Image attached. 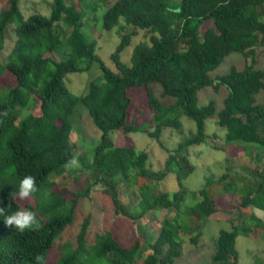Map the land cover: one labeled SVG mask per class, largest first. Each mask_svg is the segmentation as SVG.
Returning a JSON list of instances; mask_svg holds the SVG:
<instances>
[{
	"label": "trees",
	"instance_id": "16d2710c",
	"mask_svg": "<svg viewBox=\"0 0 264 264\" xmlns=\"http://www.w3.org/2000/svg\"><path fill=\"white\" fill-rule=\"evenodd\" d=\"M6 1L7 6L0 9V59L9 25H14L16 38L7 60H0V78L7 74L12 79V83L0 85V207L5 215H11L24 203L42 221L38 227L21 232L7 226L0 215V264H45L56 237L75 219L81 199L89 197L97 186L110 196L114 213L134 224L157 208L174 211L162 219L143 257L144 264H174L182 254L183 231L198 230V220L237 206L218 190L220 183L226 191L231 189L225 172L218 179L205 181L193 206L181 208L185 193L182 181L194 166L180 151L205 140V121L216 111L213 100L199 105L198 91L205 86L214 90L226 87L217 123L225 129L227 146L233 142L264 146V101L256 103L255 99L264 89V69L254 67L257 50L264 49V0H52L49 15L34 12L26 18L20 0ZM99 4L104 8V31L132 26L148 34L149 41L136 43L130 61L125 62L121 52L136 32L120 33L111 53L115 71L97 56L96 40L88 39L83 31L87 9L95 11ZM233 51L243 54L245 68L232 66L227 73L212 78L209 72ZM95 62L100 74L89 80L83 94L72 93L65 84L67 73L86 71ZM154 84L160 86V98L166 102L156 96ZM78 104L86 107L102 134L93 149L88 183L75 192L58 187L54 177L75 156L71 116ZM30 105L28 114L22 115ZM181 114L194 120L196 131L171 151L160 136L166 127L181 128ZM113 131L117 136L112 138ZM137 131L155 139L168 152L160 170L148 167L147 152L137 149L125 135ZM173 163L181 189L152 194L143 183L136 206L128 209L121 202L118 186L134 174L133 169H137L138 178L159 181L174 169ZM26 175L35 177L38 191L20 199L19 183ZM247 204L263 207V184L252 198L240 201V206ZM89 223L86 215L76 244H62L55 264H92L93 256L103 264H137L144 249L141 235L133 244L124 245L105 231L89 243ZM237 231L236 227L221 231L231 251ZM197 237L191 236L190 241L196 244Z\"/></svg>",
	"mask_w": 264,
	"mask_h": 264
},
{
	"label": "rangeland",
	"instance_id": "374dc122",
	"mask_svg": "<svg viewBox=\"0 0 264 264\" xmlns=\"http://www.w3.org/2000/svg\"><path fill=\"white\" fill-rule=\"evenodd\" d=\"M96 2V0H87V3ZM52 0H20V10L26 18L28 15L34 12H39L44 15H49L51 11ZM7 6L6 0H0V9ZM104 11L101 4L96 6V10L92 11L87 9V14L84 19L83 31L88 39L96 40V54L103 61V63L115 71L116 67L111 59V53L114 51L116 45L120 40V33L126 31H135L136 34L131 37L130 43L121 52L120 58L125 62L130 61L133 47L138 42H148V34L143 29H135L132 26H126L125 28L114 27L109 31H104L101 27V15ZM124 26V25H123ZM14 25H9L6 32V39L4 48L1 52V62L4 63L7 60L14 40L16 38L13 31ZM61 32H64L63 28H60ZM235 66L238 70L243 69L245 66V58L241 53L233 51L226 55L221 63L209 72L212 78L227 73L232 66ZM258 69H261L257 67ZM100 74L98 64L95 62L90 69L86 71H78L67 73L65 76V84L68 89L75 95H81L87 90L89 80L93 79ZM12 79L9 75L4 74L0 78V85L10 84ZM155 94L160 98V86L154 84ZM133 89H129L131 92ZM227 89L221 86L218 90H214L212 86H205L198 91L199 105L207 104L213 100L216 106V111L213 115L208 117L205 121V132L208 135L205 140L199 144L190 145L180 151V154L186 156L193 164V170L182 181L184 193V201L181 204L182 210L193 206L199 198L198 190L203 186L207 179H218L226 169H229L231 160L228 159L227 145L224 142L225 129L217 123V112L223 106V99L227 94ZM162 102H166V98H160ZM260 102V97L256 96V103ZM32 105V104H31ZM29 106L22 110V115H27L32 106ZM73 122V130L70 135L71 144L75 157L78 161V166H69V164L62 170V172L56 175L55 181L60 188L70 189L72 191H79L84 189L88 183L89 176L91 174L90 164L93 158L94 146L100 141L101 131L94 125L90 118L85 106L78 104L75 108L73 115L71 116ZM181 121V128L166 127L162 130L160 136L164 146L173 151L176 149L178 143L190 134L196 131V124L193 119L189 118L185 114L179 116ZM111 137H116L117 132L110 133ZM131 138L135 146L139 150H144L148 154L147 166L152 170H160L167 157V151L163 150L161 146L155 141V139L148 137L142 132H131L125 134ZM123 136L121 140H123ZM217 146V147H215ZM222 146V149L219 148ZM230 157V156H229ZM242 166V165H241ZM173 170L167 174L162 180H147L146 178H138L137 169H133L134 173L127 181L122 182L118 188L120 191L119 198L122 203L126 205L128 209H132L139 201V186L143 183L149 185L152 194H158L159 192H167L171 194L173 191L181 189L178 181L175 177L177 166L173 163ZM259 168V167H258ZM261 171H256V176ZM245 171H239L240 175H243ZM231 178V177H230ZM226 180H228L226 178ZM259 184V181H258ZM218 190L223 189V183L217 185ZM56 189V188H55ZM246 196V195H245ZM244 199L241 196V200ZM23 201V200H22ZM31 204L34 201L31 199ZM70 202L67 200V204ZM29 210L36 214L35 211L28 206L22 205L19 209ZM76 217L71 224L66 226L60 234L56 237L54 247L48 252L45 264H55L60 255V246L64 243L71 242L76 244V235L79 232L81 222L86 215L90 217V223L88 226V242L92 243L95 236L98 233L110 231L114 238L124 245H131L136 240L137 236L141 235L143 242V254L137 256V264H144L143 257L147 254V243L154 241L156 238L162 219L165 216L173 215V210H166L164 208H157L147 212L137 224L126 216L115 214L110 196L105 193L101 186H97L90 194L89 197L81 199V203L76 210ZM38 223L42 221L37 214ZM181 220V219H180ZM208 225L204 226L203 232L209 236L215 233V230L219 227H229L223 221H212L205 219ZM192 226V225H191ZM229 229V228H228ZM187 231V230H186ZM182 233V254L174 259V264H202L208 262L207 245L193 244L190 241V237L198 235V230L195 228L193 232ZM199 237H197L198 241ZM197 245L199 247H197ZM92 264H103V260L93 256Z\"/></svg>",
	"mask_w": 264,
	"mask_h": 264
},
{
	"label": "crops",
	"instance_id": "0c3cea01",
	"mask_svg": "<svg viewBox=\"0 0 264 264\" xmlns=\"http://www.w3.org/2000/svg\"><path fill=\"white\" fill-rule=\"evenodd\" d=\"M257 51L254 67L264 69V49ZM241 55L243 56V54ZM246 64L247 60L245 59V66ZM256 96H259L260 102H263L264 89ZM228 147V154L235 152L233 156H228L231 165L229 169H226L228 180H225V182L230 185L231 189L229 191L225 189L219 191L228 202L237 206L225 212H218L209 218L212 221H223L229 226L217 228L212 235L206 236L203 232L204 226L208 225L205 219L197 221L199 239L198 241L196 239V244H206V252L208 257L211 258L208 259V262L202 264L233 262L235 256L234 264H264V146L233 142ZM219 148L222 149V146H219ZM241 169L245 171L243 175L239 174ZM257 169L261 171L258 176L255 175ZM260 183L263 184V207H257L253 204L240 206L241 196L242 198H252ZM197 198H200V196ZM232 227H236L238 230L234 241V251L226 248L227 239L221 234V231H229ZM198 245L197 247H199Z\"/></svg>",
	"mask_w": 264,
	"mask_h": 264
},
{
	"label": "clouds",
	"instance_id": "9594fccd",
	"mask_svg": "<svg viewBox=\"0 0 264 264\" xmlns=\"http://www.w3.org/2000/svg\"><path fill=\"white\" fill-rule=\"evenodd\" d=\"M69 166H78L76 158H72ZM38 191L36 186L35 177L32 175H26L19 183V198L26 199L31 194ZM14 196V194L12 193ZM0 215H4V221L7 226H15L19 231L23 232L25 229H30L34 226L38 227V221L36 214L29 210H18L11 215H5V209L0 207Z\"/></svg>",
	"mask_w": 264,
	"mask_h": 264
}]
</instances>
